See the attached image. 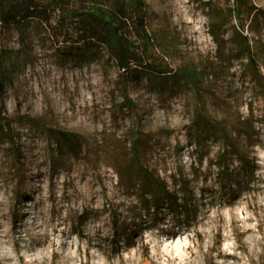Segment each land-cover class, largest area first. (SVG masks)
Instances as JSON below:
<instances>
[{
	"label": "rangeland",
	"instance_id": "1",
	"mask_svg": "<svg viewBox=\"0 0 264 264\" xmlns=\"http://www.w3.org/2000/svg\"><path fill=\"white\" fill-rule=\"evenodd\" d=\"M140 1L168 75L82 54L72 6L0 25V264H264V0Z\"/></svg>",
	"mask_w": 264,
	"mask_h": 264
},
{
	"label": "trees",
	"instance_id": "2",
	"mask_svg": "<svg viewBox=\"0 0 264 264\" xmlns=\"http://www.w3.org/2000/svg\"><path fill=\"white\" fill-rule=\"evenodd\" d=\"M0 0V25H20L32 19H45L49 9L68 10L73 21V38L81 53L97 55L103 52L120 73L130 80L140 77L165 76L168 70L148 59L150 38L146 34L140 0ZM76 48V47H75ZM79 51V53H80ZM6 77L0 50V93ZM0 104V126L4 125ZM56 146L72 156L80 150L77 136L57 131ZM144 188L157 184V193L151 198L157 209L169 204L175 197L158 176L144 174ZM147 191L146 189H144ZM149 192V191H148ZM148 202V201H147ZM163 203V204H162ZM149 208V205H146Z\"/></svg>",
	"mask_w": 264,
	"mask_h": 264
}]
</instances>
